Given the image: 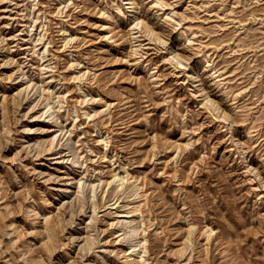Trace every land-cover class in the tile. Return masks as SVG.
I'll return each instance as SVG.
<instances>
[{
	"label": "rangeland",
	"instance_id": "1",
	"mask_svg": "<svg viewBox=\"0 0 264 264\" xmlns=\"http://www.w3.org/2000/svg\"><path fill=\"white\" fill-rule=\"evenodd\" d=\"M0 264H264V0H0Z\"/></svg>",
	"mask_w": 264,
	"mask_h": 264
},
{
	"label": "bare ground",
	"instance_id": "2",
	"mask_svg": "<svg viewBox=\"0 0 264 264\" xmlns=\"http://www.w3.org/2000/svg\"><path fill=\"white\" fill-rule=\"evenodd\" d=\"M111 181H109V183H110ZM95 186H96V184L95 183H92V193H93V195H94V191H95ZM135 229V228H134ZM135 234V233H134Z\"/></svg>",
	"mask_w": 264,
	"mask_h": 264
}]
</instances>
